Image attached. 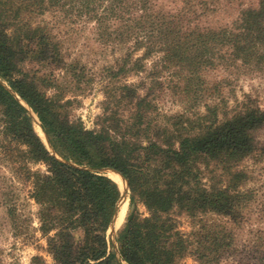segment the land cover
<instances>
[{
	"label": "trees",
	"instance_id": "trees-1",
	"mask_svg": "<svg viewBox=\"0 0 264 264\" xmlns=\"http://www.w3.org/2000/svg\"><path fill=\"white\" fill-rule=\"evenodd\" d=\"M52 9L94 22L105 42L133 41L138 48L147 44L148 52L163 53L165 68L188 71L187 81L193 82L201 79L197 70L223 58L225 50L234 62L264 67V0L241 11L232 26L219 29L192 27L179 15L159 9L156 0H0V77L38 116L56 153L82 167L62 162L48 150L26 109L0 82L4 133L26 147L28 161L47 167L46 173L28 169L27 178L39 207L38 232L54 264H118L107 233L121 191L96 171L104 168L118 171L129 185L131 211L117 238L127 264H180L189 254L207 264L206 252L225 254L231 233L209 232L192 242L177 230L171 214L212 212L235 224L242 221L244 201L250 197L238 190L246 174L237 167L259 151L256 133L264 128V109L245 107L223 121L214 118L196 133H184L153 125L155 107L148 95L122 86L117 106L101 119L100 129H86L70 120L69 102L47 96L53 74L44 73L46 69L65 68L78 77L79 67L65 62L45 27L32 26L29 15ZM130 56L118 71L129 70ZM28 63L42 64L41 76L37 70L27 71ZM139 203L148 217L136 211ZM15 211L9 207L16 225L21 219Z\"/></svg>",
	"mask_w": 264,
	"mask_h": 264
},
{
	"label": "rangeland",
	"instance_id": "rangeland-1",
	"mask_svg": "<svg viewBox=\"0 0 264 264\" xmlns=\"http://www.w3.org/2000/svg\"><path fill=\"white\" fill-rule=\"evenodd\" d=\"M258 2L156 0V5L166 13L179 15L180 19H185L192 27L219 29L232 26L241 11L257 7ZM28 17L33 27L46 28L58 43L66 63L79 65L76 70L78 77L65 68L54 66H50L44 73L53 74V86L47 89V96H58L63 103L69 102L67 111L70 120L81 123L86 129H100L101 119L117 106L122 86L134 88L139 95H148L155 107L151 112L153 125H162L176 131L185 129L184 133H196L203 124L211 123L214 118L223 121L244 111L245 107L264 109V67L257 69L255 66L234 62L228 50L223 51V58H213L211 65L201 71L197 70L196 75L200 74L201 79L189 82L188 71L163 66L162 52L156 50L150 53L147 44L138 48L133 41L123 44L105 42L101 40L94 22L80 19L75 13L52 9ZM127 54H131V63L127 66L129 70L120 72L118 65L125 63ZM138 60L141 61L137 66L134 62ZM25 67L27 71H39L40 76L43 73L42 64L28 63ZM0 82L13 91L1 77ZM26 111L36 134L45 141L38 116L33 112L34 120L32 110ZM256 140L259 151L237 167V170L246 174L245 182L238 190L244 193V197H250L244 201L247 204L240 223L235 224L229 218L212 212L196 217H189L185 213L171 214L177 230L192 242L209 232L214 235L232 234V238H229L230 249L227 248L225 254L221 255L206 252L204 263L264 264V128L256 133ZM24 151L26 147L12 141L0 125V259L4 264H54L47 252L46 239L38 232L39 207L30 196L32 184L27 178L28 169L31 172L46 173L47 167L42 163L28 161L23 156ZM111 175L107 177L112 179ZM208 176L206 172V184ZM128 194L129 205L124 221L120 226L117 225L114 237L110 230L107 233L114 252L116 248L112 240L115 239L118 248L117 238L131 211L130 190ZM9 207H14L16 215L20 216L21 220L16 225L9 215ZM136 211L142 217L149 216L145 206L140 203ZM202 263L193 254L180 262Z\"/></svg>",
	"mask_w": 264,
	"mask_h": 264
},
{
	"label": "water",
	"instance_id": "water-1",
	"mask_svg": "<svg viewBox=\"0 0 264 264\" xmlns=\"http://www.w3.org/2000/svg\"><path fill=\"white\" fill-rule=\"evenodd\" d=\"M9 90V89H8ZM15 97H16V99L17 100H19V102L21 103V105H23V106H25V108L26 109H31L25 102H23L13 91H11V90H9ZM32 110V109H31ZM32 113H33V110L31 111ZM33 119L35 120V118H34V113H33ZM38 124H39V127L41 128V131H42V125H41V123L40 122H38ZM43 132V136H44V139H45V141H43V143L46 145V147L48 148V150L50 151V152H52V154L58 159V160H60V161H62V162H65V163H67V164H69V165H73V166H75V167H77V168H82V167H78V166H76L74 163H72V162H66L65 160H63L57 153H56V151L53 149V147H52V145H51V143H50V141H49V139H48V136L46 135V133L44 132V131H42ZM84 169H87V170H91V171H95V170H92V169H89V168H84ZM99 174H101V175H105V176H108V173H115V174H117V175H119L122 179H123V181L125 182V189H120V191H121V197H120V200H119V202H118V204H117V208H116V212H115V215H114V218H113V221H112V223H111V225H110V228H109V230L111 231V234H112V236L114 237V234H115V231H116V227H117V223H118V220H119V217H120V215L122 214V212H123V208H124V205H125V202H126V200L128 199V193H129V185H128V183H127V181H126V179L118 172V171H116V170H114V169H110V168H104V169H99V170H96ZM113 241V244H114V247L116 248V252H115V254H116V259H117V261H118V263L119 264H127L123 259H122V257H121V254H120V251H119V249L117 248V246H116V241H115V239H113L112 240Z\"/></svg>",
	"mask_w": 264,
	"mask_h": 264
},
{
	"label": "bare ground",
	"instance_id": "bare-ground-1",
	"mask_svg": "<svg viewBox=\"0 0 264 264\" xmlns=\"http://www.w3.org/2000/svg\"><path fill=\"white\" fill-rule=\"evenodd\" d=\"M108 175H111L113 181L118 185V187L120 189H125V182L123 181V179L119 175H117L115 173H108ZM128 205H129V201L127 199L125 202L124 208H123V212L119 217V220H118L119 223H117L118 226H120L125 219V214H126V210L128 209Z\"/></svg>",
	"mask_w": 264,
	"mask_h": 264
}]
</instances>
